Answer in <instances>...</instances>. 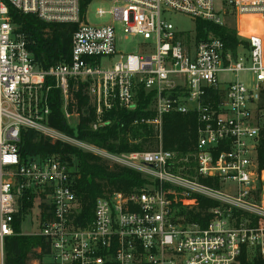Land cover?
I'll return each mask as SVG.
<instances>
[{"label": "built area", "instance_id": "1", "mask_svg": "<svg viewBox=\"0 0 264 264\" xmlns=\"http://www.w3.org/2000/svg\"><path fill=\"white\" fill-rule=\"evenodd\" d=\"M94 1L0 0V264L27 192L43 200L38 206H50L39 207L40 229L32 234L44 238L47 252L33 264H262L264 0H101L113 6L112 21L103 25L88 21ZM9 6L47 23L76 24L70 61L40 68ZM171 13L233 30L236 48L211 30L205 37L179 32ZM101 58L111 61L104 65ZM81 84L94 109V130L106 113L134 110L139 89L153 92L155 116L142 122L152 125L158 144L148 151H107L148 182L129 194L99 197L91 219L83 214L68 162L57 155L23 161L19 148L22 130L33 129L53 142L101 153L50 125L57 90L64 117L76 128L80 112L70 108ZM167 113L196 115L193 151L163 148ZM199 196L216 203L201 216Z\"/></svg>", "mask_w": 264, "mask_h": 264}, {"label": "trees", "instance_id": "2", "mask_svg": "<svg viewBox=\"0 0 264 264\" xmlns=\"http://www.w3.org/2000/svg\"><path fill=\"white\" fill-rule=\"evenodd\" d=\"M9 12L17 30L26 35L28 49L40 68L48 69L57 63L70 61L76 24L47 23L33 14H24L13 6H9ZM196 30L199 37H205L211 30L228 46L236 48L237 40L233 30L205 21H197ZM52 97L50 125L71 137L92 143L113 154L148 151L158 147L154 128L142 122L143 119L155 116L150 109L154 99L153 92L146 93L144 89H139L137 107L134 110L115 109L106 113L105 123L97 130L91 127L95 114L83 84L74 92L75 102L70 108L71 111L80 112L76 128L71 127L64 117L57 90L52 92ZM197 141V118L194 113H167L163 116L164 149L187 154L193 151ZM19 148L23 161L57 155L68 162L75 170L74 190L82 205L83 214L89 219L92 218L94 204L99 197L113 192L129 194L148 182L135 169L120 165L111 167L106 160L92 152L73 144L53 142L33 129L22 130ZM258 162L259 168L264 169V131L258 146ZM202 181L212 183L211 180ZM35 197L32 192H27L21 201V208L14 222L15 234L6 239L5 264H31L32 260L41 259L47 252V244L42 236L21 232L26 215L35 207ZM215 205V202L199 196L197 215L201 216L209 207ZM40 206L44 210L50 208L44 203Z\"/></svg>", "mask_w": 264, "mask_h": 264}, {"label": "rangeland", "instance_id": "3", "mask_svg": "<svg viewBox=\"0 0 264 264\" xmlns=\"http://www.w3.org/2000/svg\"><path fill=\"white\" fill-rule=\"evenodd\" d=\"M112 3L108 1H101V0H96L94 1L91 9H90V18L89 22L94 25H103L107 24L112 21V16L111 14L108 13L112 9ZM98 8H103L105 11H107V14L103 16H98L97 15V9ZM169 20L174 24L175 28L179 32H183L184 34H191L193 35L196 31V21L192 19L191 17H188L184 14H178V13H171ZM126 51H129V46L127 47ZM111 60L108 58H101L99 59V62L106 65L109 63ZM228 78H234L233 75H226ZM241 79H248L250 78L248 74L246 73H241L240 75ZM78 118L77 117H72L70 119L71 125H75L77 123ZM156 149V147L152 148V150ZM85 150V149H83ZM86 151V150H85ZM100 154H98L103 160H106V162L109 164V166L114 167L116 165L120 166H127L117 160L108 158L106 156L107 150L100 149ZM128 167V166H127ZM230 186L232 187L233 184L231 183ZM42 199H38L35 203V207L32 208V210L26 215L24 222L21 225V232L22 234H32L33 232L38 231L40 229V213H41V206H38V202H42ZM33 261H31V264H33Z\"/></svg>", "mask_w": 264, "mask_h": 264}]
</instances>
